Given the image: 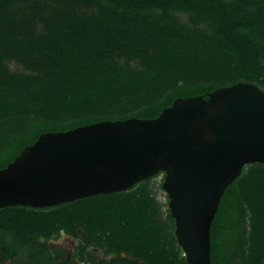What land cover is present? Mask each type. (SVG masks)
I'll return each instance as SVG.
<instances>
[{
    "label": "trees",
    "instance_id": "1",
    "mask_svg": "<svg viewBox=\"0 0 264 264\" xmlns=\"http://www.w3.org/2000/svg\"><path fill=\"white\" fill-rule=\"evenodd\" d=\"M240 82L264 86V0H0V170L41 134L151 120L176 99ZM160 175L56 207L1 209L0 254L10 264H188L148 188ZM76 202L91 203L81 220L53 216ZM60 232L80 238L69 260L47 242ZM209 235L210 264H264V165L225 189ZM87 248L111 258H85Z\"/></svg>",
    "mask_w": 264,
    "mask_h": 264
},
{
    "label": "water",
    "instance_id": "2",
    "mask_svg": "<svg viewBox=\"0 0 264 264\" xmlns=\"http://www.w3.org/2000/svg\"><path fill=\"white\" fill-rule=\"evenodd\" d=\"M249 165H264V91L240 82L206 99H176L151 120L41 134L0 170V210L56 207L162 174L185 261L210 264L209 231L221 196Z\"/></svg>",
    "mask_w": 264,
    "mask_h": 264
},
{
    "label": "rangeland",
    "instance_id": "3",
    "mask_svg": "<svg viewBox=\"0 0 264 264\" xmlns=\"http://www.w3.org/2000/svg\"><path fill=\"white\" fill-rule=\"evenodd\" d=\"M9 69L11 72H16L19 71V67L16 66L15 64L11 63L8 65ZM256 87L258 89H260L261 91H264V86H261L260 84H256ZM162 185V175L152 179L149 183H148V188L151 190L152 192V196L155 198L158 206H159V211L161 214V221L165 220V215H166V210L168 209V201H167V197L165 195V192L160 188ZM89 205H91V203H84V202H76L75 204L63 208L60 211H56L54 212L53 216H57V215H73L75 217V219L81 220L80 218L83 217V215L86 213L85 208L88 207L89 209ZM85 211V213H83ZM170 228L167 230L168 233H170ZM62 235H65L63 232H60L58 234V237L60 236V238L58 239L55 238V240L50 239L47 242L51 244V246H54L55 244H63L64 246H66L67 248L70 247L71 242H68V240H65V238H63ZM58 239V240H57ZM80 238L77 239H73V244L75 243H80V240H78ZM39 241H42L41 239ZM72 246V245H71ZM178 247V246H177ZM179 248V247H178ZM180 251V256L182 255V252L179 248ZM95 252V258L97 259V261H101L102 259L108 261L110 260L111 256H105L103 257L102 253L100 251H94ZM70 259V256L68 257V260ZM74 264H78L77 261H74Z\"/></svg>",
    "mask_w": 264,
    "mask_h": 264
},
{
    "label": "flooded vegetation",
    "instance_id": "4",
    "mask_svg": "<svg viewBox=\"0 0 264 264\" xmlns=\"http://www.w3.org/2000/svg\"><path fill=\"white\" fill-rule=\"evenodd\" d=\"M63 238H65V240H68V242H71L70 244V247L67 248L66 246H64L63 244H55L54 246H51V244L49 243V246H50V250L52 252H60V253H63L64 256H65V260H68V257L70 256V258L74 255V254H77L79 252V248L81 247L80 246V243H72L73 242V237H70V236H67V235H62ZM60 238V236L58 237V239ZM57 239V240H58ZM72 245V246H71ZM96 249L94 248H87L85 249V252H86V255H85V258L87 256H89L90 258H95V251ZM97 251V250H96ZM57 255V254H56ZM0 264H6V261L8 260L7 258H5L2 254L0 255ZM96 259V258H95ZM236 263V262H234Z\"/></svg>",
    "mask_w": 264,
    "mask_h": 264
}]
</instances>
